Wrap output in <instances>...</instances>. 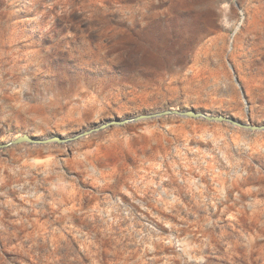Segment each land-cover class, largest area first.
I'll return each mask as SVG.
<instances>
[{"label":"rangeland","instance_id":"1","mask_svg":"<svg viewBox=\"0 0 264 264\" xmlns=\"http://www.w3.org/2000/svg\"><path fill=\"white\" fill-rule=\"evenodd\" d=\"M170 107L264 123V0H0V141ZM0 264H264V131L0 150Z\"/></svg>","mask_w":264,"mask_h":264},{"label":"water","instance_id":"2","mask_svg":"<svg viewBox=\"0 0 264 264\" xmlns=\"http://www.w3.org/2000/svg\"><path fill=\"white\" fill-rule=\"evenodd\" d=\"M164 116H177L181 118H192V119H203L210 122H223L228 123L232 126L240 127L249 131H264V123L263 124H254L250 121L244 122L238 118H235L231 115H226L222 113H210L203 110H196L194 108L186 109V108H165L158 111H149L142 112L135 115H131L128 117H115L112 119H107L100 123L93 125L92 127L82 129L77 131L71 135H61L58 133H54L48 136H36L30 135L27 133L17 134L14 137L8 139L7 141H0V150L6 149L10 146L27 143L30 145H46L50 143L57 144H66L73 141H76L80 138L86 137L88 135L97 133L99 131L112 128L114 126H124L130 122H137L140 120H148L154 118H160Z\"/></svg>","mask_w":264,"mask_h":264},{"label":"bare ground","instance_id":"3","mask_svg":"<svg viewBox=\"0 0 264 264\" xmlns=\"http://www.w3.org/2000/svg\"><path fill=\"white\" fill-rule=\"evenodd\" d=\"M15 135H12V136H10V137H8L6 140H4V141H7L8 139H10V138H12V137H14Z\"/></svg>","mask_w":264,"mask_h":264}]
</instances>
